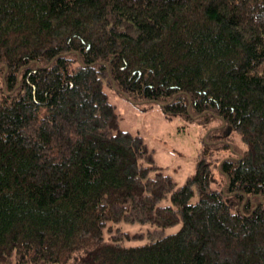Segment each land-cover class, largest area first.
I'll return each instance as SVG.
<instances>
[{"label": "trees", "instance_id": "1", "mask_svg": "<svg viewBox=\"0 0 264 264\" xmlns=\"http://www.w3.org/2000/svg\"><path fill=\"white\" fill-rule=\"evenodd\" d=\"M105 86L227 153L177 184ZM0 264H264V0H0Z\"/></svg>", "mask_w": 264, "mask_h": 264}, {"label": "rangeland", "instance_id": "2", "mask_svg": "<svg viewBox=\"0 0 264 264\" xmlns=\"http://www.w3.org/2000/svg\"><path fill=\"white\" fill-rule=\"evenodd\" d=\"M109 100L115 105L119 114V127L142 136L147 146L152 149L154 159L159 169L173 177L177 184L183 183L186 176L194 171L198 152L206 142H213L208 134H216L224 139L217 128L219 120L212 118L209 121H200L196 118H187L182 115H170L163 111L156 102L133 103L115 90L105 86ZM235 146L242 145L235 132L230 133ZM215 157L227 153L222 142L207 144ZM230 149V148H229ZM196 199V194L191 201ZM167 203V199L164 200ZM180 223L166 227V232L175 231ZM129 232L144 230L146 225L138 223L122 226ZM131 242H140L132 240Z\"/></svg>", "mask_w": 264, "mask_h": 264}]
</instances>
